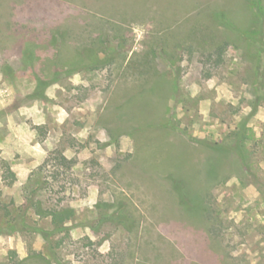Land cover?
<instances>
[{
  "label": "rangeland",
  "instance_id": "obj_1",
  "mask_svg": "<svg viewBox=\"0 0 264 264\" xmlns=\"http://www.w3.org/2000/svg\"><path fill=\"white\" fill-rule=\"evenodd\" d=\"M19 261L264 264V0H0Z\"/></svg>",
  "mask_w": 264,
  "mask_h": 264
},
{
  "label": "trees",
  "instance_id": "obj_2",
  "mask_svg": "<svg viewBox=\"0 0 264 264\" xmlns=\"http://www.w3.org/2000/svg\"><path fill=\"white\" fill-rule=\"evenodd\" d=\"M54 216H55L56 220H57V218H58V220H59V218H60L61 222H64V217H60V216H61L60 213L55 212V213H54ZM20 262H21V261H19V262H15V264H20ZM59 263H61V262L59 261ZM0 264H7V263L0 262Z\"/></svg>",
  "mask_w": 264,
  "mask_h": 264
}]
</instances>
